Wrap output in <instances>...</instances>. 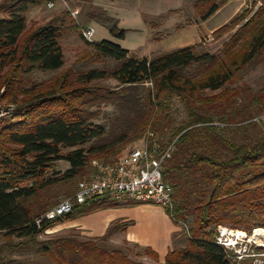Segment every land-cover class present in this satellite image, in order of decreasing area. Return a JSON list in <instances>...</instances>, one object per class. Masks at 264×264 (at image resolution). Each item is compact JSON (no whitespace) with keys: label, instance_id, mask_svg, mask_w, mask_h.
I'll list each match as a JSON object with an SVG mask.
<instances>
[{"label":"trees","instance_id":"trees-1","mask_svg":"<svg viewBox=\"0 0 264 264\" xmlns=\"http://www.w3.org/2000/svg\"><path fill=\"white\" fill-rule=\"evenodd\" d=\"M228 1L195 0L194 20L206 21ZM45 2L0 3V103L13 106L0 116V233L26 239L51 264H144L101 246L119 229L118 222L99 238L36 240L59 221L120 206L108 197L74 204L57 220L38 225L36 220L57 204L51 200L54 188L81 177L92 160L112 162L128 145L147 138L161 150L172 144L162 170L172 189L171 207L163 210L174 225L191 224L189 236L181 230L185 245L171 248L164 264H235L215 244L217 226L248 234L264 229V133L258 130L264 121V86L249 97L230 87L245 68L264 61V0L255 12H242L213 32V37L233 32L216 54L191 46L140 59L110 41L85 42L96 57L116 65L83 71L63 68L62 26L50 22L27 30L25 14ZM88 8V21L124 39L125 30L115 20ZM71 26L79 32L78 24ZM194 66L201 72L191 76ZM33 72L57 73L32 83ZM104 80L118 85L109 89L100 85ZM174 101L186 113L177 125H171ZM100 105L118 111L109 133L92 122L99 113L90 109ZM254 130L259 132L253 135ZM57 162L68 169L56 171ZM137 256L157 259L149 248Z\"/></svg>","mask_w":264,"mask_h":264},{"label":"rangeland","instance_id":"rangeland-1","mask_svg":"<svg viewBox=\"0 0 264 264\" xmlns=\"http://www.w3.org/2000/svg\"><path fill=\"white\" fill-rule=\"evenodd\" d=\"M4 0H0V3ZM77 2V6L74 4ZM254 0H229L226 4H224L215 14H213L210 19L207 21L206 26L210 28L221 27L225 23L228 24L232 19H234L237 15L241 14L245 11H250L251 13L255 12L258 8V4H254ZM91 5V0H55L52 1V7L47 8L46 2L41 4L40 6H36L28 10L25 14L27 30L32 29L36 26H43L47 23L54 22L56 25H60L63 27V31L61 33L59 42L61 45L64 65L63 68L72 67L74 71H83L90 68H99V69H110L116 65V61L109 58L104 57H96L93 49L89 47L85 41L80 36V30L73 28L72 24H78V28H82L83 25L87 24L88 18L86 16V12L90 10L88 6ZM94 7V6H93ZM97 8V7H96ZM79 10V11H78ZM187 10V9H186ZM71 12H76L75 16L71 15ZM191 14H187L185 12L181 22H187ZM173 19L176 18L172 17ZM151 21L159 22L157 19H149ZM179 25L178 23L175 24ZM94 28V39H97L102 31L98 29L96 26H92ZM168 32L164 33H155L154 37L156 39H160L166 37L165 35ZM224 34L220 37H206L201 40V42L197 45L199 51H205L209 54L218 53L222 45L228 41L230 35L232 34ZM153 40H155L153 38ZM127 41L124 44V47H127ZM151 51H172L176 48L164 49L160 44H153L148 46ZM133 55V54H132ZM159 53L157 54V56ZM135 56H138L136 54ZM201 72L200 67L194 66L188 70V74L191 76L198 75ZM57 72H33L29 76V80L32 83H39L41 81L50 79ZM100 85L106 86L109 89H115L118 85L113 80H104L100 82ZM264 86V61L262 64H252L245 68L243 72L238 74V78L236 81L230 86L232 88H241L243 90L244 96L249 97L250 95L256 93V91ZM150 86L147 84L145 88H149ZM206 94H209L208 92ZM13 109V106H6L0 103V116H6ZM90 111H95L99 113L93 119L94 124H98L103 126L106 129V132L109 133V128L113 124L115 118L117 117L118 111L114 106L111 105H100L98 108H91ZM170 114L173 119V123L171 125H177L179 122L185 119L186 113L181 107V105L174 101L171 107ZM169 130V129H168ZM262 133H264V121L260 123L258 128ZM258 130H254L253 135L258 133ZM169 133V131H168ZM167 133V134H168ZM166 134V135H167ZM161 141H166L167 139L164 137H159ZM141 144V140L135 143L128 145L118 156H116L113 160L121 158L128 154L133 148ZM94 161H102V160H92L88 167L84 170V173L81 177L72 180L60 187H56L52 190L51 198L52 203H59L64 200L68 195L74 193L78 186L86 181H88L92 177V163ZM111 161V160H110ZM56 171L63 172L68 168V164L65 162H57L55 164ZM134 203V202H128ZM125 204V203H124ZM140 204V203H135ZM120 206H124L123 204H119ZM86 220V219H84ZM88 220V219H87ZM88 225L95 228L92 223V220H88L86 222ZM190 222H188V228L190 226ZM95 230V229H94ZM182 230V229H181ZM238 230V229H234ZM254 230V229H253ZM253 230L247 236H251L253 234ZM244 233V231L240 230ZM182 232V231H181ZM64 236H72L74 238L85 240L94 238L91 231L81 222H57L55 226L48 229L47 231L41 233L37 237V241H46L49 239L64 237ZM102 237V236H99ZM98 237V238H99ZM26 239H18L15 236L10 238L4 236L0 233V259L14 260L17 261V264H51L49 259L45 256H39L36 253V249L32 245H28ZM102 247L111 250V249H120L124 253L128 254L129 257L138 262L149 263L150 260L147 257L140 256L142 253V249L137 245H131L126 242L120 244V239L113 240L112 238L107 239L104 243L101 244ZM139 254L140 257L137 255Z\"/></svg>","mask_w":264,"mask_h":264},{"label":"crops","instance_id":"crops-1","mask_svg":"<svg viewBox=\"0 0 264 264\" xmlns=\"http://www.w3.org/2000/svg\"><path fill=\"white\" fill-rule=\"evenodd\" d=\"M194 1L91 0L92 6L104 11L107 17L116 21L119 29L125 30L124 39L113 38L105 27L94 20L89 21L83 27L96 26L102 31V34L93 42L110 41L134 56L138 54L135 56L137 58L151 59L158 53L161 55L170 51H151L148 46L160 44L164 49L170 50L171 48L197 46L201 40L210 37L218 29V27L206 26L210 18L204 22L194 20ZM76 4L77 2L74 4L75 7ZM185 12L191 14V17L187 22L180 23ZM175 16L176 18L173 19L172 17ZM149 19H157L159 22ZM176 23L179 25L175 26ZM164 32H168L166 37L160 39L154 37L155 33ZM126 41L128 46L124 47ZM87 219L95 222L92 223L95 228L86 223ZM72 222H81L91 231L94 238L103 236L112 223L118 222L119 229L109 239H120V244L126 242L137 245L141 249H151L157 256L156 261L148 258L151 264H164L165 255L171 248L185 245L181 228L172 223L163 208L150 204L124 205L104 209Z\"/></svg>","mask_w":264,"mask_h":264},{"label":"built area","instance_id":"built-area-1","mask_svg":"<svg viewBox=\"0 0 264 264\" xmlns=\"http://www.w3.org/2000/svg\"><path fill=\"white\" fill-rule=\"evenodd\" d=\"M52 1L55 0H47V8L52 7ZM254 2L259 8L262 0ZM76 14L71 12L72 16ZM93 35L92 27L86 26L80 30V36L85 42H93ZM171 151L172 144L161 150L155 143L149 144L146 138L115 161H94L92 177L80 184L73 195L66 197L37 219L36 224L60 219L72 212L74 204L82 205L94 198L108 197L118 204L134 202L163 209L171 207L172 189L162 180L163 163L169 158ZM180 228L189 236L186 225H181ZM256 230L264 231L254 229L253 234ZM215 244L222 247L235 264L243 261L248 264H264V239L253 240L240 230L217 226Z\"/></svg>","mask_w":264,"mask_h":264},{"label":"bare ground","instance_id":"bare-ground-1","mask_svg":"<svg viewBox=\"0 0 264 264\" xmlns=\"http://www.w3.org/2000/svg\"><path fill=\"white\" fill-rule=\"evenodd\" d=\"M251 239L257 240L259 238L264 239V231L263 230H256L253 236H250Z\"/></svg>","mask_w":264,"mask_h":264}]
</instances>
